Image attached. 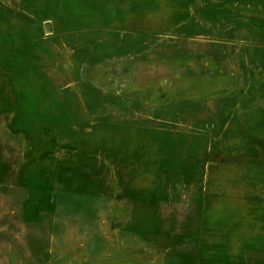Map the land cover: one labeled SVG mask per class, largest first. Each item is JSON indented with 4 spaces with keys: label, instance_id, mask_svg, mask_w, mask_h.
Listing matches in <instances>:
<instances>
[{
    "label": "rangeland",
    "instance_id": "1",
    "mask_svg": "<svg viewBox=\"0 0 264 264\" xmlns=\"http://www.w3.org/2000/svg\"><path fill=\"white\" fill-rule=\"evenodd\" d=\"M0 264H264V0H0Z\"/></svg>",
    "mask_w": 264,
    "mask_h": 264
}]
</instances>
